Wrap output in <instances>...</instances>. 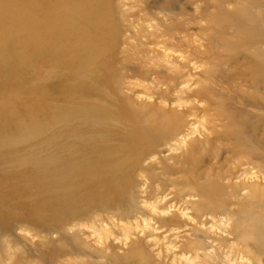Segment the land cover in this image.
Segmentation results:
<instances>
[{
  "label": "rangeland",
  "instance_id": "obj_1",
  "mask_svg": "<svg viewBox=\"0 0 264 264\" xmlns=\"http://www.w3.org/2000/svg\"><path fill=\"white\" fill-rule=\"evenodd\" d=\"M0 264H264V0H0Z\"/></svg>",
  "mask_w": 264,
  "mask_h": 264
},
{
  "label": "bare ground",
  "instance_id": "obj_2",
  "mask_svg": "<svg viewBox=\"0 0 264 264\" xmlns=\"http://www.w3.org/2000/svg\"><path fill=\"white\" fill-rule=\"evenodd\" d=\"M183 139H184V135L181 136L180 141H182Z\"/></svg>",
  "mask_w": 264,
  "mask_h": 264
}]
</instances>
